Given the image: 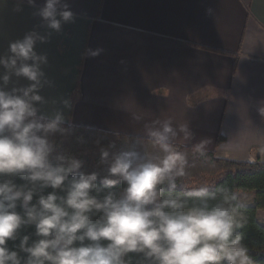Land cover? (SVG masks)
Returning a JSON list of instances; mask_svg holds the SVG:
<instances>
[{
    "label": "clouds",
    "instance_id": "1",
    "mask_svg": "<svg viewBox=\"0 0 264 264\" xmlns=\"http://www.w3.org/2000/svg\"><path fill=\"white\" fill-rule=\"evenodd\" d=\"M25 2L44 31L27 32L0 55V264H254L239 234L247 221L242 198L178 183L191 165L173 141L191 139L187 125L156 120L143 138L93 140L102 171L85 170L88 141L66 114L73 99L42 95L53 82L47 55L36 51L76 14L67 0ZM102 52L86 49L82 58ZM195 153L206 154L203 144ZM29 228L34 233L21 235Z\"/></svg>",
    "mask_w": 264,
    "mask_h": 264
},
{
    "label": "crops",
    "instance_id": "2",
    "mask_svg": "<svg viewBox=\"0 0 264 264\" xmlns=\"http://www.w3.org/2000/svg\"><path fill=\"white\" fill-rule=\"evenodd\" d=\"M67 2L75 22L36 51L53 82L42 95L72 97L74 125L144 137L145 125L171 119L191 135L173 143L264 163V0ZM33 12L25 0H0V55L44 31ZM86 49L103 52L84 59Z\"/></svg>",
    "mask_w": 264,
    "mask_h": 264
},
{
    "label": "trees",
    "instance_id": "3",
    "mask_svg": "<svg viewBox=\"0 0 264 264\" xmlns=\"http://www.w3.org/2000/svg\"><path fill=\"white\" fill-rule=\"evenodd\" d=\"M214 51L218 52V50ZM75 126V135L83 136L84 139L88 141L86 147L90 149V151L96 150L92 146L93 140L100 139L102 144L106 145L109 141L115 139L112 135L113 132L85 126ZM119 134L121 137H140L123 133ZM220 141H222V137H219L217 142ZM117 143L119 146L120 142L117 141ZM174 145L179 151L187 154L189 164L191 165L186 169V176L178 181L179 184L184 185L186 190H191L203 185H211L212 190L217 192L218 199L220 198L218 190L223 188H227L230 192H235L238 195L240 193L254 194V203L252 205H245V207L241 209L247 217V221L244 226L239 229V234L242 235L243 243L247 246L249 255L254 264H264V225L257 220V211L264 208V163L261 161L250 163L218 158L212 151H205L206 154L201 157L195 153L194 148L188 145L178 143H174ZM73 148L74 151H77L75 145H73ZM77 154L79 155V151H77ZM81 158L85 160V170L87 172H92L94 170L102 171V169L96 168L99 158L91 160L88 154ZM16 182L20 183L19 180ZM123 187H125V185L119 184L115 190L119 191L123 189ZM50 191L51 189L45 190V194ZM180 191L181 189L178 187L176 192L172 193V195H177ZM165 195H167V190H165ZM26 233H34V228L25 230L21 235ZM18 243L19 241H16L15 244L9 242V248L15 250Z\"/></svg>",
    "mask_w": 264,
    "mask_h": 264
},
{
    "label": "rangeland",
    "instance_id": "4",
    "mask_svg": "<svg viewBox=\"0 0 264 264\" xmlns=\"http://www.w3.org/2000/svg\"><path fill=\"white\" fill-rule=\"evenodd\" d=\"M88 157L91 160H95L96 158H99V153L97 150H93L88 152ZM239 196L242 198V202L245 205H252L254 203V194L253 193H247V194H242L240 193ZM257 220L264 225V208L259 209L257 211Z\"/></svg>",
    "mask_w": 264,
    "mask_h": 264
}]
</instances>
